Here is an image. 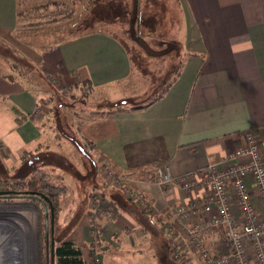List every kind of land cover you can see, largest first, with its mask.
<instances>
[{"label": "crops", "instance_id": "1", "mask_svg": "<svg viewBox=\"0 0 264 264\" xmlns=\"http://www.w3.org/2000/svg\"><path fill=\"white\" fill-rule=\"evenodd\" d=\"M177 3L184 20L181 66L173 81L164 84L168 91L161 99H149L153 103L145 110H116L109 121L91 122L82 129L98 163L129 176L149 209L142 212L121 191L106 193L114 217L100 222L98 240L91 236L89 240L96 245L101 264H118L126 257L143 260L154 251L150 231L160 228L167 239L161 240L166 250L161 256L168 264H206L184 234L185 227L201 217L184 221L175 211L202 202L208 189L185 192L178 185L163 189L157 184L159 167L166 164L173 177H179L219 163L243 144L249 132L256 136L264 157V0ZM18 12L19 0H0V171L17 180H34L49 171V158L64 156L58 142L65 136L51 139L38 123L50 87L56 94L103 91L128 81L134 65L126 46L107 30L67 38L61 30L58 38L59 29H48L57 23L20 29ZM17 57L33 69L19 66ZM23 69H27L24 74ZM34 76L43 89L34 84ZM24 115H35V120L20 123ZM99 178L96 190L102 188ZM248 186L262 216L253 179H248ZM232 211L241 221L235 202ZM167 230L183 262L169 255L172 242ZM201 238L211 250L220 241L217 229L203 232ZM246 246L249 263L259 264L253 243Z\"/></svg>", "mask_w": 264, "mask_h": 264}, {"label": "rangeland", "instance_id": "2", "mask_svg": "<svg viewBox=\"0 0 264 264\" xmlns=\"http://www.w3.org/2000/svg\"><path fill=\"white\" fill-rule=\"evenodd\" d=\"M19 12L22 15L21 24L52 18L61 20L57 27L48 29L62 30L66 38L94 29L107 30L126 46L132 58L134 74L120 85L97 92L65 91L60 94L53 92L56 89L51 86L46 101L41 103L38 123L46 136L51 139L59 138L56 137L58 134L65 136L62 142H58L63 145L64 156L49 158V171L35 177L43 188L47 186L57 190L55 196L47 191L53 201L54 223L50 207L46 210L35 199H0V207L13 209V215L8 217L11 222L35 229V253L40 264H53L52 241L65 240L73 241L82 250L87 262L101 264V257L99 259L95 251L97 247L89 240L90 236L94 240L99 239L92 228L90 200L96 191L97 177H100L103 189V168L97 156L88 150L86 143H90L85 141L82 129L92 125L91 122L109 121L112 112L118 110L115 105L123 98L140 95L150 89V93L144 95L151 99L155 91H161L165 83L173 81L181 66L182 12L177 0H19ZM62 31L58 38L62 36ZM25 72L27 69H23L22 74ZM35 79L34 76V82ZM37 84L41 89L42 85ZM0 178V188L7 184L17 191L26 190L23 182L4 175L2 171ZM29 213L35 214L34 219L28 216ZM149 237L154 240V251L147 253L141 261L126 257L118 264H168L167 259L165 261L161 256L162 252H166L162 241L167 240L162 229H153Z\"/></svg>", "mask_w": 264, "mask_h": 264}, {"label": "built area", "instance_id": "3", "mask_svg": "<svg viewBox=\"0 0 264 264\" xmlns=\"http://www.w3.org/2000/svg\"><path fill=\"white\" fill-rule=\"evenodd\" d=\"M102 168L103 189L96 190L90 200L95 233L99 231L100 222L114 217L115 209L106 200V193L111 190L121 191L129 201L139 205L142 212H149L142 191L131 186L129 176L118 174L106 163ZM157 178V184L163 189L173 185L180 186L185 192L202 187L208 189V195L202 202L181 206L175 211V216L184 221L201 217V220L186 226L184 234L206 264H250L246 248L248 242L253 243L259 264H264V157L254 133H247L243 144L219 163L208 164L179 177H173L165 164L159 167ZM248 179H253L256 185L262 216L254 206ZM233 202L241 211V221L233 215ZM214 229L224 232V240L230 247L228 256L215 257L203 242L201 234ZM166 235L172 242V259L183 262L182 254L176 251L172 232L167 230Z\"/></svg>", "mask_w": 264, "mask_h": 264}, {"label": "trees", "instance_id": "4", "mask_svg": "<svg viewBox=\"0 0 264 264\" xmlns=\"http://www.w3.org/2000/svg\"><path fill=\"white\" fill-rule=\"evenodd\" d=\"M21 20H22V15L20 12H18V22L20 29L40 27L43 25L54 24L61 21L59 19L52 18L46 21L21 24ZM16 62L19 64V66L27 67V69H33V66L30 65L25 59L17 57ZM19 66H13V68L18 71ZM18 74L21 75V72L19 71ZM13 79H14L13 77L10 78V80ZM168 88L169 86H165L162 93H158V94L154 93L155 98L161 99L164 96V94L168 91ZM148 93H150V89L146 90L145 92H142L140 95L136 94L133 96L125 97L115 106H118L117 108L118 111H122V112H138L145 110L153 103L152 101L149 100V98H146L145 95ZM119 108L122 109L119 110ZM28 120L30 121L35 120V115L22 116L20 123ZM86 146L88 150L93 151V148L91 147L90 144L86 143ZM33 181L34 183L32 186L40 188V183L37 181V179H34ZM44 189L47 190L51 196H55L57 193L56 192L57 190L55 188L46 186ZM50 200L52 201L51 198ZM217 232H219L220 241L213 247L211 252L215 257L228 256L230 254V247L223 239L224 232L221 229H217ZM51 254H52L51 256H52L53 264H93L86 261V259L83 256L82 250L71 240H65L63 242H55ZM169 255L170 256L172 255V250H170V246H169Z\"/></svg>", "mask_w": 264, "mask_h": 264}, {"label": "bare ground", "instance_id": "5", "mask_svg": "<svg viewBox=\"0 0 264 264\" xmlns=\"http://www.w3.org/2000/svg\"><path fill=\"white\" fill-rule=\"evenodd\" d=\"M1 212L0 264H40L35 253V229L11 222L8 217L13 215L12 210ZM28 216L34 219L35 214L29 213Z\"/></svg>", "mask_w": 264, "mask_h": 264}, {"label": "flooded vegetation", "instance_id": "6", "mask_svg": "<svg viewBox=\"0 0 264 264\" xmlns=\"http://www.w3.org/2000/svg\"><path fill=\"white\" fill-rule=\"evenodd\" d=\"M12 178V177H11ZM17 181V179H15ZM0 181H2V178H0ZM22 183V186L26 187L25 191H17L12 187V185L3 184V187L0 188V199L1 200H17L20 199V201H26V200H32L35 199L39 201L46 210H48V206L50 207L52 211V224L55 220V211L52 201L50 200V197L47 194V190L43 188V186H40V188L32 186L34 181L33 180H18ZM1 187V186H0ZM13 210L11 208H4L0 207V214L2 213V210ZM54 240V236H53ZM55 244L54 241H52V248Z\"/></svg>", "mask_w": 264, "mask_h": 264}]
</instances>
